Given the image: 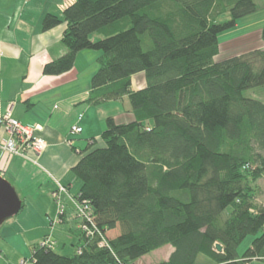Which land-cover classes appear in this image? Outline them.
<instances>
[{"label": "trees", "instance_id": "16d2710c", "mask_svg": "<svg viewBox=\"0 0 264 264\" xmlns=\"http://www.w3.org/2000/svg\"><path fill=\"white\" fill-rule=\"evenodd\" d=\"M256 10L254 0H66L62 18L43 17V30L65 22L66 52L42 73L100 51L85 102L126 98L133 119L108 116L79 150L73 202L88 204L89 221L76 222L78 244L70 254L33 244L30 264H137L166 245L158 264L264 261V101L243 95L264 85V46L217 59L219 35Z\"/></svg>", "mask_w": 264, "mask_h": 264}, {"label": "crops", "instance_id": "0c3cea01", "mask_svg": "<svg viewBox=\"0 0 264 264\" xmlns=\"http://www.w3.org/2000/svg\"><path fill=\"white\" fill-rule=\"evenodd\" d=\"M65 4L66 0H0V105L2 109L11 105L12 117L23 125H41L42 129L34 135L45 142V148L37 155H30L31 159L0 151V177L14 187L24 204L0 226V253L1 244L5 242L9 246L6 241L12 235L33 245L48 231L53 237L52 231L57 228L67 239L74 240L72 236L69 238L76 228L73 209L66 207L73 208V200L81 187L72 172L81 157L74 148L83 150L90 139H98L108 116L117 122L133 119L126 98L97 105L85 102L90 91L89 81L96 70L86 75L82 88H78L81 71L72 68L60 75L42 73L44 63L66 52L61 42L65 22L43 30L42 20L47 13L62 18ZM81 52L83 50L77 53L74 64L78 55L87 56ZM144 85L142 73L132 76L133 89ZM64 86L70 88L62 92ZM119 101L121 103H117ZM73 125L80 126L81 132L71 133ZM7 138L9 133L0 127V141ZM57 182L68 189L60 196L64 202L63 222L59 220L58 205L51 196ZM171 251L170 247L168 253ZM198 264L211 263L201 258ZM246 264H264V261L252 259Z\"/></svg>", "mask_w": 264, "mask_h": 264}, {"label": "rangeland", "instance_id": "374dc122", "mask_svg": "<svg viewBox=\"0 0 264 264\" xmlns=\"http://www.w3.org/2000/svg\"><path fill=\"white\" fill-rule=\"evenodd\" d=\"M254 2L256 3V6H257V10L255 12L238 19L236 25L233 28L224 31L223 33L219 35L220 52H219V55L217 56V59H224L229 56L237 55L239 53L248 51L253 48H259V47L264 46V42L260 37L261 29L264 26V0H254ZM227 19H229V16L225 15L224 17H221L220 19H218V21H223ZM100 37L101 36L98 34L92 35L93 40H97ZM81 53H87V56H80L84 54L78 55L77 56L78 58L73 66V70H76L78 72L81 71L79 73L80 75L78 76V79H79L78 88H82L84 84H86L85 82L86 75H88V73L90 74L92 70H97L96 68L98 67V63H97L96 58L98 56H96L95 54L99 55L100 51L84 49L83 52ZM69 88L70 86H64L61 91L65 92ZM243 95L246 97H251V98L264 101V85L249 88L243 92ZM117 103H121V102L119 101ZM70 142L71 140H68V144H70ZM1 148L2 147H0V151L2 153L3 149ZM74 151L79 153V150L76 148H74ZM8 155L10 156L14 155V156H19V157H24L26 159H31L30 155H36V154H33L29 151L24 154L22 153L9 154L8 153ZM59 184L60 183L57 182L56 187ZM259 184L264 189V179L259 180ZM62 186L65 187V190L62 191L56 199H54L53 193L51 194L52 199L58 205V214H60L59 211H61L62 213L64 211V202L60 200L61 199L60 196L64 193L66 194V192L68 191L66 186L64 185ZM73 204H74L73 208L72 206L66 205L67 209L69 210L73 209L72 216H74V214L76 213L75 203ZM73 220L76 223L80 221V217L76 216V218ZM58 228H60V226H58ZM48 233H50V231L47 232L46 237L49 236ZM52 233H53V237L51 235L50 236L52 237V239L55 238L53 239L55 242V245L53 247H54V250L58 253L70 254L73 251V247L78 244L77 242L78 236L74 234H71L69 236V238L71 236L74 238L73 241H70L69 239L66 238L64 233H61L60 230H57V228L54 231H52ZM117 234H119V228H116L115 230L110 231L108 233V235L111 237ZM252 237L253 236L249 235L240 243L238 247V251L240 253L243 252L249 246ZM43 240L44 239H41L40 243ZM6 242L9 244V246L6 245L5 242L1 244L2 251L0 253V264H30L28 262V259L31 256V245L23 243L22 237L18 235L10 236ZM168 249H170V246L168 245L163 246L160 249H157L149 254H146L138 258L136 260V263L137 264H158L160 261L165 260L167 254H169Z\"/></svg>", "mask_w": 264, "mask_h": 264}, {"label": "built area", "instance_id": "2783aa9c", "mask_svg": "<svg viewBox=\"0 0 264 264\" xmlns=\"http://www.w3.org/2000/svg\"><path fill=\"white\" fill-rule=\"evenodd\" d=\"M0 127L9 133V138L0 142L2 147V154H15L31 152L33 154H39L45 147L43 139L34 135L36 131L41 130L39 124L23 125L18 120L12 117L11 105H8L5 109H2L0 105ZM71 133H80L81 127L78 125L72 126ZM65 190V187L58 185L56 191L53 192V197L56 199L58 195ZM76 215L80 217V220L89 221L88 204L83 202L74 201ZM61 214L62 212L59 211ZM82 230H87V226L81 225ZM41 246L53 247L55 245L54 240L49 235L41 243Z\"/></svg>", "mask_w": 264, "mask_h": 264}, {"label": "water", "instance_id": "95a60500", "mask_svg": "<svg viewBox=\"0 0 264 264\" xmlns=\"http://www.w3.org/2000/svg\"><path fill=\"white\" fill-rule=\"evenodd\" d=\"M21 200L14 187L4 178L0 177V226L20 211ZM217 252L222 251L220 244H215Z\"/></svg>", "mask_w": 264, "mask_h": 264}]
</instances>
